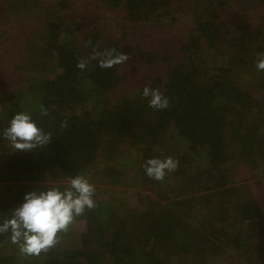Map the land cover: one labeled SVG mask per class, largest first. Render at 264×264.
<instances>
[{
	"label": "trees",
	"instance_id": "1",
	"mask_svg": "<svg viewBox=\"0 0 264 264\" xmlns=\"http://www.w3.org/2000/svg\"><path fill=\"white\" fill-rule=\"evenodd\" d=\"M184 13L170 48H142L145 25ZM109 49L130 59L101 68L91 57ZM258 53L264 0H12L0 10V223L27 193L64 191L78 175L95 207L57 234L71 236L64 249L25 256L0 234V264H264V199L241 178L264 174ZM145 86L168 108L149 107ZM17 113L52 134L45 147L15 151L4 139ZM168 157L177 169L149 178L145 162ZM146 185L152 196L132 191L134 206L121 195Z\"/></svg>",
	"mask_w": 264,
	"mask_h": 264
},
{
	"label": "clouds",
	"instance_id": "2",
	"mask_svg": "<svg viewBox=\"0 0 264 264\" xmlns=\"http://www.w3.org/2000/svg\"><path fill=\"white\" fill-rule=\"evenodd\" d=\"M102 57L101 68H111L130 59L128 54L115 49L94 53L92 59ZM88 61L83 58L77 63V68L83 70ZM257 70L264 71V53L257 54ZM149 99V107L156 110L168 108L169 100L158 89L145 86L142 92ZM42 115H48L46 109H41ZM67 122H62L61 128H66ZM3 137L10 142L15 151H33L45 147L52 134L45 133L37 127L27 113H17L4 130ZM178 161L171 157L164 160L151 158L145 162V172L151 179L161 181L165 172H174ZM64 191L51 188L45 191H31L24 196V202L12 211L11 218L0 223V234L11 233V242L19 246L25 256H39L54 247L57 234L67 231L77 216L84 214L85 209L95 207L93 196L95 188L83 176H75L68 181Z\"/></svg>",
	"mask_w": 264,
	"mask_h": 264
},
{
	"label": "rangeland",
	"instance_id": "3",
	"mask_svg": "<svg viewBox=\"0 0 264 264\" xmlns=\"http://www.w3.org/2000/svg\"><path fill=\"white\" fill-rule=\"evenodd\" d=\"M12 3V0H0V10L1 9H5V7L9 6V4ZM189 15H185V13L183 15H181V18H180V22L178 24H175V25H170L168 27H158V26H152L150 24H147L145 25L144 27V33L149 34L147 36V38L145 37V39H151L152 41H147L145 43V45L147 47H142L144 50H147V51H150V52H160L162 51L160 48L163 49V47L165 45H167V48H170L171 47V41L172 38L174 39L178 33L180 31H183L185 28V26L189 25V22H188V17ZM28 26H26L25 28L26 29H32L34 27V23H32V20L27 23ZM33 25V26H32ZM16 37H14L15 39ZM164 39H168L169 41L167 40H164ZM10 42L7 41V40H2L1 41V44L2 45H5V48L6 46L9 44ZM8 49H9V45H8ZM21 67V66H20ZM119 162H122V160H119ZM262 170H264V167L262 168ZM245 177H248V183H249V186H250V191H251V195L253 194V196L260 200L262 202L261 199H264V190L262 188V191L260 188H258L254 182H260L264 179V174H257V172H252L250 173L249 175L245 174V173H242L241 174V178H245ZM130 180V179H129ZM117 189H119L120 187H116ZM122 191L124 190H129V189H126V188H121ZM130 194L128 192L124 193V194H121L122 196H125L126 200L129 201L130 200V205L134 206V204L137 202V198L134 197V192L136 193H140V195H148V196H152L151 193H153V191L151 190V187L149 188V185H146V186H140L139 190H133V189H130ZM134 191V192H132ZM151 192V193H150ZM145 199H148V197H146ZM136 205V204H135ZM71 236L69 238L65 236L63 237H59L58 238V243H59V248L60 249H64L66 248L68 242H70ZM238 256V254H237ZM225 258L226 256L223 258V260H218L216 262V264H224L226 263L225 261Z\"/></svg>",
	"mask_w": 264,
	"mask_h": 264
}]
</instances>
